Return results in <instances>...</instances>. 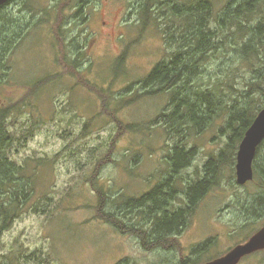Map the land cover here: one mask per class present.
<instances>
[{"label":"rangeland","instance_id":"374dc122","mask_svg":"<svg viewBox=\"0 0 264 264\" xmlns=\"http://www.w3.org/2000/svg\"><path fill=\"white\" fill-rule=\"evenodd\" d=\"M82 1L13 0L0 12V109L12 138L9 158L26 175L33 172L34 189L0 234V264L207 259L197 263L203 264L246 242L264 225V214L253 212L263 192L253 167L251 180L237 182V155L233 169L204 172L232 134L215 110L196 127L179 105L190 160L177 173L170 171L166 157L177 139L159 122L176 103L170 93L142 82L175 53L159 30L162 21L143 29L144 0ZM228 1L212 0L213 14ZM253 68L227 50L225 56L208 53L198 74L204 82L228 83L225 75L234 70L236 87L245 91L257 76ZM196 83L189 79V92ZM232 94L222 90L217 106ZM251 104L262 106L259 100ZM202 177L216 184L188 204L185 187ZM169 181L174 192L165 199ZM158 188L162 193L150 195ZM187 205L191 212L176 230L150 236L161 211ZM240 264H264V249Z\"/></svg>","mask_w":264,"mask_h":264},{"label":"trees","instance_id":"16d2710c","mask_svg":"<svg viewBox=\"0 0 264 264\" xmlns=\"http://www.w3.org/2000/svg\"><path fill=\"white\" fill-rule=\"evenodd\" d=\"M151 1L150 9L148 6L145 8V2L142 3L141 9L144 12L139 17L142 27L143 29L157 27L155 21H162L163 28H158L163 34L164 40L167 39L169 48L175 50L167 63H160L148 78L142 81L143 85H148L149 81L152 82L158 91H162L161 93H170L171 102L176 103L177 108L174 107L170 113H162L159 122L166 132L172 131L177 139V144L172 147L166 157L170 171L177 173L186 167L190 160L184 145L185 132L182 127L185 121L196 127L200 126L204 122L206 123L214 110V114L224 118L225 127L231 130L232 134H230L226 149H222L218 156H212L213 158L206 163L204 172L218 175L222 169H233L238 145L244 133L252 124L257 113L264 108V11L261 8L262 5L264 6V0H229L217 14H213L212 0ZM3 6H0V12L5 9ZM73 15H77V13ZM6 26L9 28L8 23ZM11 33L10 30L9 34H3L9 36ZM227 50L236 53L238 61H245L251 65V68L254 67L253 70L257 76H252L253 80L245 83V87H247L245 91L236 87L237 83L232 78L234 70L229 71V75H225L228 83L221 80L215 83L204 82L200 78L201 75L198 74V69L204 63L208 53L221 52L225 56ZM122 65L123 55L118 59L117 69H120ZM191 77H195L198 84L196 83L195 88L191 89L193 91L189 92L188 84ZM225 89L234 91L235 94H232L226 103H218L217 106L216 96H219L218 94ZM118 94L119 92H114L112 96ZM255 95H257V99ZM254 100H259L262 106L251 104ZM180 104L186 108V115L177 113ZM247 105L250 106L247 107ZM184 115L186 116L185 121L182 119ZM4 117L5 113L0 109V234L12 218L21 212L20 208L24 202H29L31 196L34 195L33 172H31V176L26 175L24 167L17 165L9 158L12 138L3 125ZM263 148L264 139L259 145L253 169L254 177L258 175L259 187L263 192V196L259 198L260 201L256 204L253 212L262 213V215L264 214V155L258 158V154ZM215 184L216 181L211 184L207 177L190 183L185 187L188 204L197 203L204 193ZM170 185L169 181L165 187V199L172 196L174 192V188ZM160 191L162 188L156 189L150 195ZM162 196L158 194L157 198ZM143 198L147 199V196ZM143 198L138 202L139 204L143 202ZM154 210L155 213L159 209ZM190 212L191 207L188 205L173 211H161L159 217H155V228L150 236L156 239L162 238L165 234L176 230L181 225L182 219ZM202 261L196 258V261L191 262L197 264Z\"/></svg>","mask_w":264,"mask_h":264},{"label":"water","instance_id":"95a60500","mask_svg":"<svg viewBox=\"0 0 264 264\" xmlns=\"http://www.w3.org/2000/svg\"><path fill=\"white\" fill-rule=\"evenodd\" d=\"M10 0H0V6ZM264 139V108L261 109L252 124L246 130L237 153L236 176L237 182L252 179V160L256 147ZM264 249V225L246 242L227 251L224 255L203 264H238L245 256Z\"/></svg>","mask_w":264,"mask_h":264},{"label":"flooded vegetation","instance_id":"af4514ba","mask_svg":"<svg viewBox=\"0 0 264 264\" xmlns=\"http://www.w3.org/2000/svg\"><path fill=\"white\" fill-rule=\"evenodd\" d=\"M13 0H10L7 4H5L3 7L4 8H6L7 6H9L10 4H11V2H12ZM53 15H54V13H52ZM260 145V144H259ZM259 150V146L257 147V149H256V153H255V157H256V154H257V151ZM253 163L254 164H252V167H253V169H254V165H255V158H254V160H253ZM153 225H155V222L153 221ZM254 253H260V251H258V252H254ZM251 255V254H250ZM245 258V257H244ZM243 258V259H244ZM243 259L240 261V263L243 261ZM239 263V264H240Z\"/></svg>","mask_w":264,"mask_h":264},{"label":"bare ground","instance_id":"6f19581e","mask_svg":"<svg viewBox=\"0 0 264 264\" xmlns=\"http://www.w3.org/2000/svg\"><path fill=\"white\" fill-rule=\"evenodd\" d=\"M82 2H84V4H85V0H83Z\"/></svg>","mask_w":264,"mask_h":264}]
</instances>
